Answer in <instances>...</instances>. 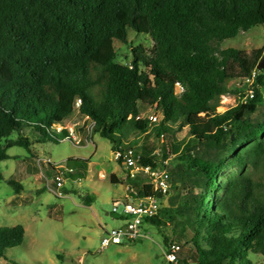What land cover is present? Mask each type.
Instances as JSON below:
<instances>
[{
    "label": "trees",
    "instance_id": "trees-1",
    "mask_svg": "<svg viewBox=\"0 0 264 264\" xmlns=\"http://www.w3.org/2000/svg\"><path fill=\"white\" fill-rule=\"evenodd\" d=\"M256 25H264V0H0V180L8 150L32 144V137L4 138L26 128L38 142H60L69 136L65 121L78 115L119 153L133 150L140 165L159 167L175 156L170 190L180 203L149 221L161 226V216H181L193 228L178 263L260 264L264 191L247 170L264 164V70L253 98L218 111L222 95L239 92L230 83L264 57L263 49H223L221 42ZM128 28L153 44L132 46V58L120 62L114 39L128 43ZM141 105L160 112L158 138L189 126V140L162 145L161 157L151 141L138 147L129 138L149 135L154 123ZM71 161L47 164V175L70 176ZM140 183L133 197L153 194L150 180ZM24 236L20 224L0 228V258Z\"/></svg>",
    "mask_w": 264,
    "mask_h": 264
},
{
    "label": "rangeland",
    "instance_id": "rangeland-1",
    "mask_svg": "<svg viewBox=\"0 0 264 264\" xmlns=\"http://www.w3.org/2000/svg\"><path fill=\"white\" fill-rule=\"evenodd\" d=\"M127 32L128 43L114 39L120 62L132 58V46L140 45L149 50L153 44L147 34H138L133 28H128ZM221 48H235L248 53L256 49L264 50V25H256L225 39ZM238 81L230 83L232 90L239 91ZM238 93L231 92V98L221 99L218 111L223 112L237 103ZM141 111L143 116L157 115L158 120L152 123L149 135L137 134L129 138L136 139L138 147L151 141L156 146L154 154L161 157L162 145L172 146L189 140V126L183 129L175 126L172 132L165 133L164 138L163 135L158 138L156 132L160 128V112L147 105H141ZM64 127L72 136L60 142H38L31 129L26 128L3 140L6 143L10 139L18 141L21 136L32 137L30 148L15 144L8 150L11 158L1 162L4 178L0 180V228L20 224L25 229V236L21 245L7 249L5 257L0 258V264H171L163 252L168 250L165 236L173 237L184 249V244L194 234L190 225L182 224L181 216L172 221L163 215L161 218L166 223L161 226L146 222L143 229L148 238L101 247L98 227L101 224L106 228L112 226L106 213L112 212L114 202L131 199V190L139 188L140 182H148L150 178L139 172L132 176V171L120 162L113 141L90 131L87 118L74 115L65 121ZM174 157L172 155L165 160L169 170L176 165ZM46 159L53 162L74 160L69 164L73 173L64 176L65 197H58L47 188L46 178L50 175L46 173ZM225 173L222 171V174ZM247 174L262 183L259 188L264 191L263 162L258 167L250 165ZM112 175L116 177V182H112ZM11 179L22 188L16 190L9 183ZM176 195L171 188L168 194L159 197L160 209L176 208L180 203ZM88 196L94 200H89ZM184 256L182 252L181 258ZM257 260L264 264V256ZM188 263L194 264L190 259Z\"/></svg>",
    "mask_w": 264,
    "mask_h": 264
},
{
    "label": "built area",
    "instance_id": "built-area-1",
    "mask_svg": "<svg viewBox=\"0 0 264 264\" xmlns=\"http://www.w3.org/2000/svg\"><path fill=\"white\" fill-rule=\"evenodd\" d=\"M258 75L259 70L255 69L251 74L237 82L240 88L236 98H239V101L235 104H232L233 106L237 105L239 102H246L247 100L254 97V85L256 83ZM182 90L183 89L181 85L177 83L176 91L181 92ZM228 97H232L231 92L222 95L221 99H227ZM77 106H80V102L77 103ZM149 118L152 122L158 120L157 115H150ZM93 127L94 125L90 123V131H93ZM57 128L61 130L63 126H58ZM71 136L72 134L71 132H69V136L67 137ZM65 139L66 138H64L63 140ZM118 158L120 161H122L121 163L124 164L127 170L132 171V176H134L135 172H139L150 178V181L154 186L153 194L146 197L138 195H135V197H133L132 194H135V192L132 189L131 199L114 202L112 212L106 213V215L109 216L108 223L112 225L111 228H106L103 224L99 226L102 248H105L111 244H123L125 242H135L140 241L144 238H148V235L143 229V225L146 222H150V218L156 217L159 213L160 206L158 204L159 197L157 195L161 194L162 197L168 194L170 191L171 176L166 161H164V163L159 167H153L151 165H140V156H135L133 150L131 149L126 151L125 153H119ZM46 160L47 164H52L56 167H58L63 162H53L51 159ZM46 179L47 188L52 194L58 197H65V193L63 192V171L59 170L52 177L48 176ZM167 247L168 250L163 251L166 260L171 264L178 263V261L180 260V244L175 241H171L168 243Z\"/></svg>",
    "mask_w": 264,
    "mask_h": 264
},
{
    "label": "water",
    "instance_id": "water-1",
    "mask_svg": "<svg viewBox=\"0 0 264 264\" xmlns=\"http://www.w3.org/2000/svg\"><path fill=\"white\" fill-rule=\"evenodd\" d=\"M258 70H264V57L261 59V61L259 62L258 66H257ZM158 197H161V194L157 195Z\"/></svg>",
    "mask_w": 264,
    "mask_h": 264
},
{
    "label": "crops",
    "instance_id": "crops-1",
    "mask_svg": "<svg viewBox=\"0 0 264 264\" xmlns=\"http://www.w3.org/2000/svg\"><path fill=\"white\" fill-rule=\"evenodd\" d=\"M98 230H99V227H98Z\"/></svg>",
    "mask_w": 264,
    "mask_h": 264
}]
</instances>
